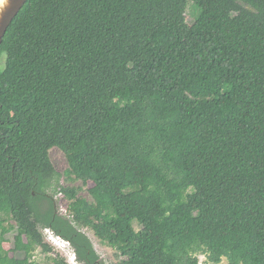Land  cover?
Wrapping results in <instances>:
<instances>
[{
    "label": "trees",
    "instance_id": "trees-1",
    "mask_svg": "<svg viewBox=\"0 0 264 264\" xmlns=\"http://www.w3.org/2000/svg\"><path fill=\"white\" fill-rule=\"evenodd\" d=\"M1 59L0 264L41 228L79 264L84 230L113 264H264V0H27Z\"/></svg>",
    "mask_w": 264,
    "mask_h": 264
},
{
    "label": "rangeland",
    "instance_id": "rangeland-1",
    "mask_svg": "<svg viewBox=\"0 0 264 264\" xmlns=\"http://www.w3.org/2000/svg\"><path fill=\"white\" fill-rule=\"evenodd\" d=\"M192 8L193 7H191V5H189L186 8L185 18H186V21L188 23H191L193 20V17H194ZM2 61L3 60L1 59L0 65H1ZM49 157H50V161H51L54 169L58 173H62L67 168V163H66L65 157L59 150L51 149L49 152ZM60 184H62V182H60ZM81 195L83 197H87L86 192H82ZM53 196H54V201L56 203L57 212L59 213V215H64L65 214V208H66V201L59 194H54ZM136 229H138V228L136 227ZM40 230H41V233L43 235L44 242L50 247V251L48 253H42V252H40L39 249H37L33 253V259L32 260H34L38 264H53L52 259H54L56 257H60V258L64 259L65 263H67V264H79L75 261V256L73 255L71 248L70 249L67 248L66 250L64 248H61L60 245H57V240L50 236L49 233H51V232L49 230L43 229V228H41ZM83 233L88 237V239L92 243V246H93L97 256L100 258V261L103 262V264H113V263L117 262L119 257L116 254L114 249L100 243V241L94 236L93 232H91L89 230H84ZM11 238H12V236H8V241L3 244V248L7 251H10L13 248ZM10 256H15L17 258L22 257L20 254L19 255H13L12 253H10ZM198 259H199V262L201 264L206 263L205 262L206 259L203 255H199Z\"/></svg>",
    "mask_w": 264,
    "mask_h": 264
},
{
    "label": "water",
    "instance_id": "water-1",
    "mask_svg": "<svg viewBox=\"0 0 264 264\" xmlns=\"http://www.w3.org/2000/svg\"><path fill=\"white\" fill-rule=\"evenodd\" d=\"M26 2L27 0H0V45L7 28Z\"/></svg>",
    "mask_w": 264,
    "mask_h": 264
},
{
    "label": "flooded vegetation",
    "instance_id": "flooded-vegetation-1",
    "mask_svg": "<svg viewBox=\"0 0 264 264\" xmlns=\"http://www.w3.org/2000/svg\"><path fill=\"white\" fill-rule=\"evenodd\" d=\"M47 230H48V229H47ZM47 232H48V231H47ZM49 234H50V236H51L52 238H54V239L57 240V245H60L61 248H64L65 250H66L67 248H68V249L71 248L70 244H69L67 241H64V240L61 239L60 237L54 235L52 232L49 233ZM71 250H72V248H71ZM72 252H73V250H72ZM73 255H74V253H73Z\"/></svg>",
    "mask_w": 264,
    "mask_h": 264
}]
</instances>
